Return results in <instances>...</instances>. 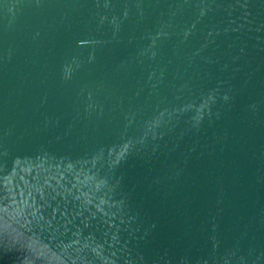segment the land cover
I'll list each match as a JSON object with an SVG mask.
<instances>
[{
  "label": "water",
  "instance_id": "obj_1",
  "mask_svg": "<svg viewBox=\"0 0 264 264\" xmlns=\"http://www.w3.org/2000/svg\"><path fill=\"white\" fill-rule=\"evenodd\" d=\"M0 264H264V0H0Z\"/></svg>",
  "mask_w": 264,
  "mask_h": 264
}]
</instances>
